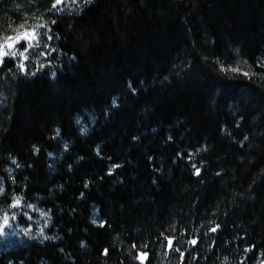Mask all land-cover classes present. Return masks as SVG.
<instances>
[{
	"label": "trees",
	"instance_id": "1",
	"mask_svg": "<svg viewBox=\"0 0 264 264\" xmlns=\"http://www.w3.org/2000/svg\"><path fill=\"white\" fill-rule=\"evenodd\" d=\"M8 37L0 264H264V0H0Z\"/></svg>",
	"mask_w": 264,
	"mask_h": 264
},
{
	"label": "snow or ice",
	"instance_id": "2",
	"mask_svg": "<svg viewBox=\"0 0 264 264\" xmlns=\"http://www.w3.org/2000/svg\"><path fill=\"white\" fill-rule=\"evenodd\" d=\"M57 2L59 3L60 0H57ZM25 38H28V37H25ZM11 39H12L11 37H8V38H6V40H5V44H0V62H3L4 57H6V56L9 55V53H8L7 51L4 50V49H5V45H7L8 48H12V47H14V44H12V43H8V41H10ZM16 39H17V41H19L20 37H17ZM11 55H12V56H15L16 53H15V52H12ZM25 58H26V57H25ZM21 67H23V65H21ZM197 172L199 173V170H197ZM18 202H19V201H17V203H18ZM4 223H7V216L4 217ZM0 231H3L2 226H0ZM213 231H215V229H213ZM192 242L195 243L196 241H192ZM171 246H172V245H171V242H169V247H171ZM146 255H147L146 253H142V254H141V258H143V256H146Z\"/></svg>",
	"mask_w": 264,
	"mask_h": 264
}]
</instances>
